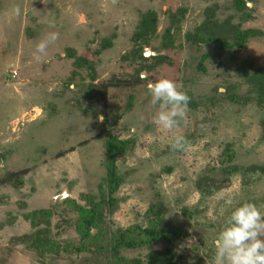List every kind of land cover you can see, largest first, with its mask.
Segmentation results:
<instances>
[{"label": "rangeland", "instance_id": "1", "mask_svg": "<svg viewBox=\"0 0 264 264\" xmlns=\"http://www.w3.org/2000/svg\"><path fill=\"white\" fill-rule=\"evenodd\" d=\"M238 1L250 9L241 28L255 30L246 47L231 51L232 57L211 42L191 51L185 33L205 19L209 8L215 7L216 16L223 19L235 12ZM179 8L184 15L176 47L160 50L167 57L149 71L154 81L171 79L200 100L218 96L216 90L224 92L226 82L239 84L236 68L242 61L264 70V0H0V175L33 167L18 189L0 186V264H109L88 252L41 260L18 239L32 231L23 214L68 197L80 202L79 194L95 192L104 174L103 142L87 143L97 129L95 117L101 116L102 105L91 109L75 85L66 86L75 69L74 58L93 57L94 82L131 73L129 60L123 57L134 48L131 38L142 13L153 11L157 16L158 37L151 43L159 48L160 35ZM52 32L57 39L45 54L37 53L36 44ZM105 40L109 45L103 49ZM67 51L73 56L68 57ZM143 51L145 56L156 53L149 47ZM154 81L134 90L128 110H124L128 95L116 89L110 92L109 120L125 126L121 137L134 139V146L117 162L124 179L108 228L144 225L147 207L162 202L164 226L188 232L184 240L172 244L183 257L179 264H213V240L232 210L225 200L233 199V206L250 202L264 212V176L249 172L242 179L240 173H233L225 187L210 195H201L195 181L202 175L217 181L224 178L221 169L226 163L220 159L227 144L235 155L233 164L264 162V108L222 99L208 108H188L176 128L165 130L154 122L159 109L150 103L147 89ZM240 85L238 94L245 95L249 85ZM175 134L184 136L183 150L170 147ZM69 148L75 150L55 156ZM72 219V213L53 216L51 230L57 240L76 239ZM162 246L158 243L155 248ZM148 252L147 248L124 249L121 256L128 264H146Z\"/></svg>", "mask_w": 264, "mask_h": 264}, {"label": "trees", "instance_id": "2", "mask_svg": "<svg viewBox=\"0 0 264 264\" xmlns=\"http://www.w3.org/2000/svg\"><path fill=\"white\" fill-rule=\"evenodd\" d=\"M249 7L246 2L238 1L235 12L223 19L216 16L215 7L209 8V13L205 19L184 35L190 50L197 52L200 45L204 42L214 43L216 49L227 57L233 56V50L238 51L246 47L248 38L255 34L253 29H242V20L250 17ZM184 10L179 8L170 15V23L166 26L160 35L159 48L152 45L151 42L158 37L157 16L153 11L142 13L137 29L132 35L134 48L129 54H125L123 59L129 60L132 72L120 75L112 74L109 78L94 82L96 73L94 69V59L90 56H77L74 58L73 65L75 69L71 75L65 80L66 86L75 85L86 101L90 104L91 109L94 105L101 102L102 108L98 113L103 116V120L95 117L96 131L92 134L89 141H102L105 149L104 160L102 166L104 174L96 186L95 192H85L79 194L80 202L73 198L62 199L50 204L48 208L29 211L23 216L29 220L32 231L22 235L18 239L26 242L27 245L35 252L41 260L45 258L53 261L54 257L66 256L72 257L79 253L88 252L95 253L96 259L103 261L108 260L109 264H128L121 256L124 249H149L146 254V264H179L183 259L182 255L172 248L173 241H182L188 236L187 230L183 228H166L165 212L166 207L162 202L151 203L143 217L144 225L133 224L126 228H117L111 230L108 228V220L117 209L119 198L117 192L124 179L120 174L117 162L123 160L133 148L134 139L131 137L122 138L121 133L125 126L117 124V121L109 120L108 103L111 90H120L128 95L124 110L132 107L135 94L134 90L146 82L154 81L149 76V71L153 68V64L164 61L165 54H161V49H173L176 47L175 40L180 33V23L183 18ZM240 19L239 23L234 22V18ZM105 40L101 48L107 47L109 44ZM177 46H180L179 44ZM149 47L156 53L151 56H145L143 48ZM69 51H67L68 53ZM99 53V51L94 52ZM68 57H72L69 52ZM192 57V56H191ZM187 63V62H185ZM251 71H248V70ZM84 73V77L82 76ZM146 74L142 77V74ZM236 74L240 78L238 83L224 84V92L215 91L218 96L209 98L194 99L189 93V103L185 109H196L199 107H209L216 105L222 99L230 102H237L238 105H247L248 107L264 108V70L261 67H253L250 62L242 61L236 68ZM86 80V81H85ZM146 83V84H147ZM241 83L248 86L245 95L238 94ZM92 111V110H91ZM92 116H95L92 113ZM263 125V124H262ZM264 126V125H263ZM188 135V134H187ZM192 136V134H189ZM264 139V133L262 134ZM75 148H69L66 151H58L55 156H62L73 151ZM235 155L231 149V144H227L221 153L220 162H225L221 171L224 178L217 181L209 175H202L195 181V187L201 195L212 194L230 182V176L233 173H240L242 179L249 174L258 173L264 176V162L260 164H252L250 166H242L233 164ZM33 169L31 166L21 168L16 171H7L0 175V186L10 185L18 189L24 177ZM169 170L170 168H166ZM70 187V184L68 185ZM184 214L187 211L182 210ZM60 212L72 213L73 219L69 223L74 228L76 239L57 240L52 233L51 219ZM191 214V213H189ZM67 223V221H64ZM164 243L162 248L157 249L155 245ZM124 261V262H121ZM107 263V262H106ZM194 264H201L199 262Z\"/></svg>", "mask_w": 264, "mask_h": 264}, {"label": "clouds", "instance_id": "3", "mask_svg": "<svg viewBox=\"0 0 264 264\" xmlns=\"http://www.w3.org/2000/svg\"><path fill=\"white\" fill-rule=\"evenodd\" d=\"M57 39L55 32L36 44V52L45 54L48 45ZM150 103L158 106L154 122L165 130L177 127L185 115L189 96L180 86L168 78H159L148 84ZM103 120V116L99 117ZM170 147L183 150L186 140L175 134L170 138ZM232 210L224 217L223 225L213 240V264H264V212L250 202L233 206V199L225 200Z\"/></svg>", "mask_w": 264, "mask_h": 264}, {"label": "water", "instance_id": "4", "mask_svg": "<svg viewBox=\"0 0 264 264\" xmlns=\"http://www.w3.org/2000/svg\"><path fill=\"white\" fill-rule=\"evenodd\" d=\"M145 55V54H144ZM64 196V195H63Z\"/></svg>", "mask_w": 264, "mask_h": 264}]
</instances>
